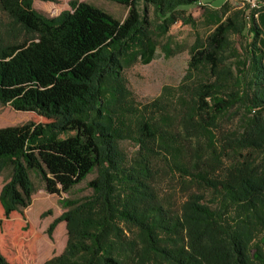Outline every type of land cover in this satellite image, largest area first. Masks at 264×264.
Returning a JSON list of instances; mask_svg holds the SVG:
<instances>
[{
	"label": "trees",
	"instance_id": "obj_1",
	"mask_svg": "<svg viewBox=\"0 0 264 264\" xmlns=\"http://www.w3.org/2000/svg\"><path fill=\"white\" fill-rule=\"evenodd\" d=\"M33 1L0 0L5 33L21 34L0 43V104L31 114L0 128V173L11 168L0 190V264H35L22 211L29 172L59 195L93 170L91 195L67 202L58 219L64 252L45 264H264V30L256 12L223 3V19L190 47L178 85L133 109L123 70L148 63L155 48L137 4L152 8L163 35L177 21L193 25L187 11L205 0H107L127 8L121 22L84 3L50 18ZM230 113L234 127L220 133ZM124 141L136 147L130 158ZM162 173L191 191L178 210L159 197Z\"/></svg>",
	"mask_w": 264,
	"mask_h": 264
},
{
	"label": "rangeland",
	"instance_id": "obj_2",
	"mask_svg": "<svg viewBox=\"0 0 264 264\" xmlns=\"http://www.w3.org/2000/svg\"><path fill=\"white\" fill-rule=\"evenodd\" d=\"M72 3L88 4L119 22L123 21L127 15L126 7L107 0H34L32 6L38 13L51 18L69 11ZM223 3H227L234 9H242L241 0H205L203 8H193L187 11L192 16L193 25H185L177 21L169 26L163 35L158 32L159 23L153 16L152 8H145L141 3L137 4L138 11L141 15H145L150 24L149 29L155 48L148 63H144L141 59L123 70L125 87L129 92V101L133 109L149 106L163 89H173L178 85L187 69L190 47L196 38L204 39L210 34L223 19L220 9ZM256 19L259 27L264 30V24L261 22L264 21V14H259ZM8 26L6 17L0 13V43H8L13 41L14 37H21L20 31L16 28L6 34L5 30ZM230 41L232 42L231 38ZM259 46L264 48V36L260 38ZM232 114L230 113L219 125L220 133H226L234 127V120L230 117ZM30 117L31 114L28 112H16L8 105L0 104V128L24 125L30 121ZM174 130H179L177 123H175ZM120 146L129 158L136 151V147L130 141H124ZM193 146V142L186 144L185 150L189 157ZM95 175L96 172L93 170L69 191L51 195L45 191L40 175L29 172L33 190L27 207L22 211L33 229L32 239L36 245L35 264H45L64 252L67 233L65 223L58 219L69 209L65 206L67 202L82 200L91 195L87 183ZM10 176V167L0 173V190ZM157 180L156 188L161 200L171 209L178 210L188 192H191L185 186L186 183L177 184L181 178L177 174L170 176L168 173L160 174Z\"/></svg>",
	"mask_w": 264,
	"mask_h": 264
},
{
	"label": "built area",
	"instance_id": "obj_3",
	"mask_svg": "<svg viewBox=\"0 0 264 264\" xmlns=\"http://www.w3.org/2000/svg\"><path fill=\"white\" fill-rule=\"evenodd\" d=\"M242 8L248 11H255V17L259 15V11L264 8V0H241Z\"/></svg>",
	"mask_w": 264,
	"mask_h": 264
},
{
	"label": "crops",
	"instance_id": "obj_4",
	"mask_svg": "<svg viewBox=\"0 0 264 264\" xmlns=\"http://www.w3.org/2000/svg\"><path fill=\"white\" fill-rule=\"evenodd\" d=\"M262 14H264V13H262ZM263 24H264V21H261ZM263 37V36H262ZM262 48V47H261ZM264 49V48H263Z\"/></svg>",
	"mask_w": 264,
	"mask_h": 264
}]
</instances>
